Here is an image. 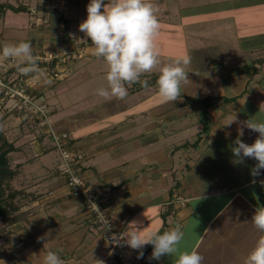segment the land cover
Listing matches in <instances>:
<instances>
[{"label": "crops", "instance_id": "0c3cea01", "mask_svg": "<svg viewBox=\"0 0 264 264\" xmlns=\"http://www.w3.org/2000/svg\"><path fill=\"white\" fill-rule=\"evenodd\" d=\"M38 1L42 15L35 22L21 17L27 11L0 9V45L21 42L16 34L3 35L4 26L29 28L39 68H51L57 77L25 78L48 107L56 131L69 133L76 167L116 225L127 230L136 221L145 232L180 225L182 251L198 247L203 264H243L259 235L251 217L264 205L259 183L264 170L252 177L254 160L234 163L231 148L239 125L225 124L233 111L240 121H264L259 111L264 62L258 61L264 58V0H149L160 24L155 36L164 48L158 51L160 62L191 58L186 68L191 83L175 103L163 102L154 85L141 83L129 87L123 100L99 97L97 89L107 87V64L93 55L78 28L90 0ZM2 3L18 7L13 0ZM11 12L17 24L7 23ZM62 18L68 20L66 33ZM50 53L55 57L45 61ZM74 57L86 59L78 65ZM4 65L8 74L19 72L12 67L17 61ZM47 78L51 84L43 82ZM209 97L204 117L201 101ZM29 131L34 143L16 145L10 153L18 166L12 182L21 194L15 198L17 221L0 220V264H40L42 249L41 255L56 251L65 264H95V259L119 264L83 196L74 194L60 173V154L50 135L43 128ZM257 136L244 128L239 138L251 144ZM129 253L137 258L136 251ZM151 253L152 246H145L140 264H173L168 255L150 260Z\"/></svg>", "mask_w": 264, "mask_h": 264}, {"label": "clouds", "instance_id": "9594fccd", "mask_svg": "<svg viewBox=\"0 0 264 264\" xmlns=\"http://www.w3.org/2000/svg\"><path fill=\"white\" fill-rule=\"evenodd\" d=\"M86 12V18L78 25L79 31L90 41L93 55L107 64V87L97 89L96 94L99 97L105 100H123L128 95L129 87L136 83L146 87L148 81L141 80V77L158 70L155 87L162 101L175 103L182 100L184 87L191 83L188 79L190 71L186 70L191 58L185 56L174 63L160 66L154 43L160 24L154 5L149 0H90L86 5ZM0 60L17 61L18 71L25 76L34 75L39 78L44 75L43 70L39 68L38 59L33 55L30 42L3 43L0 45ZM43 82L52 83L50 78ZM259 111L264 112V102L260 104ZM226 119V127L233 123L239 125L238 138L231 148L234 163L242 164L245 159L254 160L256 163L250 169V174L252 177H258L261 170H264V121H240L235 111ZM244 128L258 133L251 144L239 138L243 135ZM252 183H256V180L253 179ZM259 183L264 187V180ZM95 210L98 218L109 228V221L97 205ZM251 222L259 235L252 250L243 258V264H264V205L255 208ZM129 225L134 227L113 234L108 242L136 251L137 259L143 258L145 246L151 245L150 260L158 261L168 255L173 258V264H203L204 256L200 254L198 247L192 248L191 251L180 249L185 235L180 225L163 232H145L136 221ZM41 252L37 256L40 264H65L56 251L45 250L43 255ZM94 262L104 264V261L99 259Z\"/></svg>", "mask_w": 264, "mask_h": 264}, {"label": "rangeland", "instance_id": "374dc122", "mask_svg": "<svg viewBox=\"0 0 264 264\" xmlns=\"http://www.w3.org/2000/svg\"><path fill=\"white\" fill-rule=\"evenodd\" d=\"M1 1V0H0ZM81 1V0H79ZM13 3H15V0H13ZM88 3V0H86V4ZM18 6L20 5H24L29 7V9L27 10V12L29 13L28 15L25 16V14H22L21 17L28 18L27 20L31 19L32 22H35L36 16L37 15H42L40 11H38L37 6L40 8V4L38 0H20V3L17 1ZM38 12V14H36ZM12 14L7 15L6 19H7V23H15L17 24V16L13 17V12H11ZM81 16V15H80ZM0 20H1V24L0 26H3V19L1 18L0 15ZM17 22V23H16ZM22 24V23H20ZM7 25V24H6ZM5 28L2 29L3 31V35L6 36H10L12 34H16L18 36V38L20 39V41H27L28 42V37H29V28H25V29H17V28H13L10 26H4ZM29 27V26H27ZM1 31V29H0ZM87 43V42H86ZM154 43L156 45V49L157 51H162L164 48H162V41L161 40H156L154 38ZM81 48V47H80ZM85 48H83L84 53L86 54L87 52H85L84 50ZM55 53H50L48 55V57H50L48 60L45 61H51L54 57H55ZM71 55V54H69ZM78 53H76V57H77ZM74 57L73 60L76 59V64H82L83 61H85V59H78ZM69 59H71V57H69ZM159 62L161 61L162 57L158 56ZM74 62V61H72ZM4 63H6V60L0 63V82L2 81V83H0V131L4 134L5 138L11 142L14 143L15 146L22 144L21 146H25V145H32L34 142V136L30 135L29 129H33V127L37 130L40 128L45 129V131H48V126H43L41 124V118H39V115L34 113V111L30 108V106H25L23 104H21V100H19L16 96L12 97L10 94H6L4 92V90L6 89L4 85H7V83H14L16 85H18L19 87H24L26 89V92L31 94V95H35L38 100L39 96H37L34 92V89L32 88L33 86L30 83V80L28 81L27 78H25L26 76L23 74H21L20 72H16V73H12V74H8L7 73V69H4L3 66ZM164 64L160 62V66H163ZM14 68H17V65L12 66ZM9 67V68H12ZM49 70L45 69L43 70V73L48 76L53 75L55 78L57 77L55 75V73H52V71L50 70L51 68H48ZM73 70L70 68L69 70V74L70 72H72ZM154 72H158V70H154ZM18 73V74H17ZM24 77V78H21ZM152 77V75L150 76ZM70 80V78H69ZM88 80V78L86 79ZM83 80L82 82L86 81ZM4 84V85H2ZM41 101V100H40ZM43 103V102H42ZM44 104V103H43ZM45 105V104H44ZM46 106V105H45ZM47 110L48 107L46 106ZM52 126L54 127L53 124V120L51 121ZM54 130L56 131V129L54 128ZM57 132V131H56ZM48 133V132H47ZM58 133V132H57ZM32 134V133H31ZM50 137L51 134L49 133ZM52 139V137H51ZM59 152V151H58ZM60 154V153H59ZM11 156H14V160L15 158L19 157L16 154H12ZM32 153L30 154V157H32ZM61 159H59V163L61 162ZM76 162V161H75ZM12 161H11V165H12ZM13 166V165H12ZM14 167V166H13ZM61 173V172H60ZM62 174V173H61ZM14 180V179H13ZM13 184V182H12ZM14 186V185H13ZM1 226V223H0ZM1 229V227H0ZM2 236V231H0V237ZM3 241L0 240V246L2 245Z\"/></svg>", "mask_w": 264, "mask_h": 264}, {"label": "built area", "instance_id": "2783aa9c", "mask_svg": "<svg viewBox=\"0 0 264 264\" xmlns=\"http://www.w3.org/2000/svg\"><path fill=\"white\" fill-rule=\"evenodd\" d=\"M2 83V81L0 82ZM4 85V84H2ZM4 92L10 94L12 97H17L21 100V104L30 106L34 113L41 118V124L48 126V134H51L52 141L56 149L60 153L61 162L58 165L59 171L66 177L68 184L74 194L83 196L86 209L94 216V223L98 225L104 233L106 241H110L113 234L122 233L124 228L116 225L109 208L100 202L98 196L95 194L93 188L83 177L79 169L76 167V154L72 151L69 140V133H57L52 126V118L49 115L46 106L38 100L35 95L26 92L24 87H19L14 83H7ZM45 126V127H46ZM47 128V127H46ZM95 205L98 206L104 217L109 221L110 227L108 228L105 223L98 218L95 210ZM110 255L117 259L119 264H140V260L135 258L129 253V248L126 246H116L108 242Z\"/></svg>", "mask_w": 264, "mask_h": 264}, {"label": "trees", "instance_id": "16d2710c", "mask_svg": "<svg viewBox=\"0 0 264 264\" xmlns=\"http://www.w3.org/2000/svg\"><path fill=\"white\" fill-rule=\"evenodd\" d=\"M1 10L13 9L14 11H27L29 8L24 5L15 7L11 4L2 3L0 4ZM65 22V33L68 30V20L62 18ZM259 62H264V58L258 59ZM158 78V73L150 77L148 85H154ZM141 85V84H140ZM212 98H206L202 100V105L204 106L203 115L206 117V109L209 106ZM18 148L14 143L9 142L4 134L0 131V220L4 225L15 223L18 219L16 211L18 210V205L16 204L15 198L21 194V191L16 189L12 180L18 173V166L12 167L10 153L17 151Z\"/></svg>", "mask_w": 264, "mask_h": 264}]
</instances>
